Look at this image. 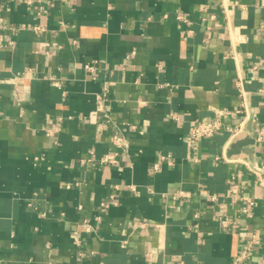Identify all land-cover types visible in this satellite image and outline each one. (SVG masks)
<instances>
[{"label": "crops", "instance_id": "1", "mask_svg": "<svg viewBox=\"0 0 264 264\" xmlns=\"http://www.w3.org/2000/svg\"><path fill=\"white\" fill-rule=\"evenodd\" d=\"M260 129L264 0H0V264H264Z\"/></svg>", "mask_w": 264, "mask_h": 264}, {"label": "built area", "instance_id": "2", "mask_svg": "<svg viewBox=\"0 0 264 264\" xmlns=\"http://www.w3.org/2000/svg\"><path fill=\"white\" fill-rule=\"evenodd\" d=\"M178 19H183L182 16H178ZM36 31H41L42 28L39 26H35L33 28ZM88 69H91V65L87 66ZM223 128L221 122L216 119V118H205V119H201L195 123H193L187 132V135L189 137V139L193 142H196L202 138H209L211 136H213L215 133H217L218 131H221ZM229 131L231 132L232 136H237L239 134V129H229ZM264 136V130L260 129L258 131H256L254 133V140L256 141H260L262 140ZM113 142L115 143L116 146L122 147L126 145V142L124 141V138L121 136L120 133H115L113 136ZM161 160H167L166 156H162ZM228 160V159H226ZM114 153H108L104 156V158L101 159V162L105 163V162H114ZM154 170H158L159 169V163L156 162L153 165ZM230 191L233 193H237L236 190V186L232 185L230 188ZM179 195L181 194V192L178 193ZM212 200H214L216 198V194L212 195ZM240 200H241V206H240V212L248 217L251 218L253 216V210L254 207L256 205V202L254 199L240 195L239 196ZM112 203H115V199L113 195H110V200L108 202H105V206H108ZM221 224L223 226H227L228 224V218H224L221 220ZM257 237L255 234H251L250 240L248 242V244L246 245V247L242 250V252L239 254V256L235 259L234 264L239 263L240 261H242L243 259H245L249 252L251 251L252 245L254 243H256Z\"/></svg>", "mask_w": 264, "mask_h": 264}, {"label": "water", "instance_id": "3", "mask_svg": "<svg viewBox=\"0 0 264 264\" xmlns=\"http://www.w3.org/2000/svg\"><path fill=\"white\" fill-rule=\"evenodd\" d=\"M254 137L252 135L251 131H248V133L244 136V137H235L233 138V140L230 142V144L228 145L227 149H226V156L227 158H230L234 155H237L241 152L244 153H250L251 152V148H249L250 146H252L254 144Z\"/></svg>", "mask_w": 264, "mask_h": 264}]
</instances>
